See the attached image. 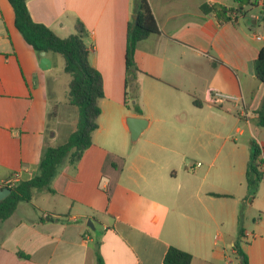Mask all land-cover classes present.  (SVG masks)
<instances>
[{
  "label": "crops",
  "instance_id": "0c3cea01",
  "mask_svg": "<svg viewBox=\"0 0 264 264\" xmlns=\"http://www.w3.org/2000/svg\"><path fill=\"white\" fill-rule=\"evenodd\" d=\"M149 2L160 33L138 43V71L127 74L131 0H27L32 19L61 38L84 25L104 98L81 161L62 166L54 192L34 190L0 221V264H164L170 247L191 254V264H241L238 250L248 264H264V178L254 195L246 183L253 142L264 146V126L253 129L264 97L253 69L264 46L261 15L220 26L201 5L231 0ZM46 56L43 70L10 2L0 0V189L36 176L44 150L64 144L63 128L79 121L68 104L71 78L61 86L64 60ZM216 91L241 99L211 101ZM129 116L148 120L142 135L153 128L192 137L126 142ZM232 122L238 142L202 139ZM111 131L123 142L105 140Z\"/></svg>",
  "mask_w": 264,
  "mask_h": 264
},
{
  "label": "trees",
  "instance_id": "16d2710c",
  "mask_svg": "<svg viewBox=\"0 0 264 264\" xmlns=\"http://www.w3.org/2000/svg\"><path fill=\"white\" fill-rule=\"evenodd\" d=\"M14 10L15 27L24 40L30 45L38 56L42 52L56 53L63 57L64 71L71 78L68 90V104L79 111V121L75 131L67 142L56 147L44 150L39 172L29 180L21 181L13 187H8L11 193L0 202V221L9 218L20 202H30L34 190L47 189L54 192L51 184L60 173L64 164L76 166L83 158L85 152L92 145L93 133L98 129V118L101 114L100 101L104 98L103 80L98 70L90 63V53L84 42L86 29L78 22L75 26L76 34L61 38L47 26L36 23L28 10L27 0H8ZM233 7L206 2L201 5L203 14H212L220 26L228 22H236L239 16H246V7L251 5V0H231ZM257 2L258 0H254ZM132 17L128 24L126 72L131 74L138 71L135 64V51L139 42L152 35H158L160 28L153 14L149 0H131ZM264 27V9L260 11ZM137 18V19H135ZM255 78L264 85V46L260 49L258 57L253 61ZM57 107L49 114L56 117ZM258 123L264 126V97L257 111ZM264 178V161L261 158V147L256 141L252 145V153L246 171V183L252 195L256 194ZM215 196H220L215 194ZM238 255L243 257L242 264H248L246 254L238 250ZM192 255L170 247L165 255L164 264H191Z\"/></svg>",
  "mask_w": 264,
  "mask_h": 264
},
{
  "label": "rangeland",
  "instance_id": "374dc122",
  "mask_svg": "<svg viewBox=\"0 0 264 264\" xmlns=\"http://www.w3.org/2000/svg\"><path fill=\"white\" fill-rule=\"evenodd\" d=\"M251 5L246 7L247 9V14H251L252 12L255 14H260V11L262 10L260 5H259V1L255 2L254 0H251ZM257 32L264 37V27L262 24L257 26ZM261 45H264V40L260 41ZM59 59L60 61L63 62V57L61 55H59ZM61 86H64V84L66 83V80H69V75L65 74V73H61ZM241 99V97H239ZM132 105H130L131 107ZM132 109V108H131ZM79 112V111H78ZM233 116H235L236 119H238L240 121V123L238 124V127H240V129H245V119L241 118L240 116H238L237 113L234 112ZM72 117V121L74 119L73 115H71ZM80 117V116H79ZM232 124H234V122H232L231 124H228L226 127H224L223 129H220L216 132L209 134L204 133L202 136V139H205V142H225V140L227 142H238L241 137L238 134V132H235V128L236 127H228L231 126ZM77 127V123L75 122V124L71 123L70 125H67V127H64L63 129L65 130L63 132V134H65L62 139H60L58 142H67L70 134L76 129ZM262 126H260L257 122H253V129L254 132H256L257 128H261ZM228 128V129H227ZM225 129V130H224ZM247 131V133H249V130L246 128L245 129ZM190 136H186V132H182L180 130L177 129H172V130H154L153 128L148 129L143 135L142 137L139 139V141L137 142H153V140L160 139L159 141L162 142H186L189 139H191L192 137V133L193 132H188ZM196 133V132H195ZM104 138L105 140L109 141V142H123V137L122 135L119 133V131H111V132H105L104 133ZM126 142H131L130 139V134L126 132ZM203 141V140H202ZM133 146H137V145H133ZM18 184V183H16ZM234 261L238 262V259L236 257H234Z\"/></svg>",
  "mask_w": 264,
  "mask_h": 264
},
{
  "label": "water",
  "instance_id": "95a60500",
  "mask_svg": "<svg viewBox=\"0 0 264 264\" xmlns=\"http://www.w3.org/2000/svg\"><path fill=\"white\" fill-rule=\"evenodd\" d=\"M41 56L42 58L40 60V67L43 70L49 69L51 67V61L47 58L46 52H42ZM125 122H126L127 130L130 134L131 143H136L139 137L142 135V133L147 128L148 120L145 118L129 116L126 118ZM10 193H11V190L8 187L1 188L0 189V202L6 199ZM89 226L92 227L91 221H89ZM240 258H241V264H242L243 257L241 256Z\"/></svg>",
  "mask_w": 264,
  "mask_h": 264
},
{
  "label": "built area",
  "instance_id": "2783aa9c",
  "mask_svg": "<svg viewBox=\"0 0 264 264\" xmlns=\"http://www.w3.org/2000/svg\"><path fill=\"white\" fill-rule=\"evenodd\" d=\"M258 1H259V5H260L261 9H264V0H258ZM257 40H263V39L260 36H258ZM212 93H211L212 94L211 101H221V100L239 101L240 100L239 98H235V97L230 96V95L222 94V93L217 92V91L212 92ZM261 158L264 161V146H261ZM15 184H16L15 182H10L8 184V186L13 187Z\"/></svg>",
  "mask_w": 264,
  "mask_h": 264
}]
</instances>
